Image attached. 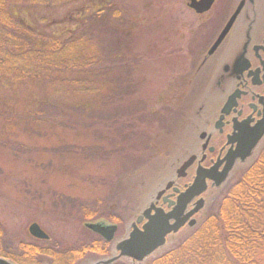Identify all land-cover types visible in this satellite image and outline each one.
Wrapping results in <instances>:
<instances>
[{
    "label": "rangeland",
    "instance_id": "374dc122",
    "mask_svg": "<svg viewBox=\"0 0 264 264\" xmlns=\"http://www.w3.org/2000/svg\"><path fill=\"white\" fill-rule=\"evenodd\" d=\"M2 1V13L40 37L64 40L73 33L75 40L78 32L93 38L87 46L95 50L79 84L76 76L57 73L0 84L2 247L35 243L29 227L38 223L50 237L47 246L70 251L88 239L86 224L105 221L119 227L113 258L137 217L158 191L179 180L180 165L199 150V110L204 106L212 116L217 103L210 73L198 71L193 59L209 29L199 31L207 26L199 27L189 0ZM263 148L264 141L227 184L209 188L197 223ZM97 206L104 218L85 221V209ZM188 229L170 236L150 258ZM100 260L107 259L78 264Z\"/></svg>",
    "mask_w": 264,
    "mask_h": 264
},
{
    "label": "trees",
    "instance_id": "16d2710c",
    "mask_svg": "<svg viewBox=\"0 0 264 264\" xmlns=\"http://www.w3.org/2000/svg\"><path fill=\"white\" fill-rule=\"evenodd\" d=\"M107 8L108 3L103 11ZM2 14L0 84L52 77L56 73L76 76L75 82L81 83L77 76L85 75L92 67L88 59L95 50L87 46L93 41L91 36L84 38L77 32L75 40L71 39L73 33L64 40L40 37L29 25L7 17L5 11ZM234 181L196 227L188 229L176 244L143 264H264V150ZM99 209L97 206L96 213L85 209V221L104 218ZM111 222L118 224L120 220L112 217ZM88 234L86 241L70 251L37 240L4 251L0 242V257L16 264H78L90 257L110 258L112 243L91 232ZM3 237L0 230V239ZM112 264L127 263L122 259Z\"/></svg>",
    "mask_w": 264,
    "mask_h": 264
},
{
    "label": "flooded vegetation",
    "instance_id": "af4514ba",
    "mask_svg": "<svg viewBox=\"0 0 264 264\" xmlns=\"http://www.w3.org/2000/svg\"><path fill=\"white\" fill-rule=\"evenodd\" d=\"M188 9L194 14L199 27L207 26L206 29H199L200 32L209 29L208 36L196 50L193 59L196 58L198 71L210 73L212 96L217 103L211 111L212 116H208L209 111L204 106L199 110L198 117L204 114L199 130L196 131L199 150L192 152L179 169L192 158L193 164L181 177L178 169L179 180L170 181L158 191L146 208L153 206L152 213L156 209L171 212L180 195L193 185L199 171L222 174L232 159L231 155L238 149L239 139L258 135L264 129V0H214L212 8L204 14ZM237 12L230 30L216 46ZM263 141L264 136L250 156L234 160L223 184L217 186L215 180L207 179L206 192L211 187L219 189L227 184L236 168L246 165ZM187 177H190L189 183L179 182ZM170 183L172 185L167 189ZM205 193L188 205L185 214L193 211L201 198L204 199V207L195 218L204 211Z\"/></svg>",
    "mask_w": 264,
    "mask_h": 264
},
{
    "label": "water",
    "instance_id": "95a60500",
    "mask_svg": "<svg viewBox=\"0 0 264 264\" xmlns=\"http://www.w3.org/2000/svg\"><path fill=\"white\" fill-rule=\"evenodd\" d=\"M189 7L195 10L198 14L208 12L213 4L214 0H189ZM240 8L238 9V12ZM237 14L231 19L226 29L220 36L216 43V46L224 39L228 31L230 30ZM264 136V129H262L258 135L250 136L239 139V146L235 153L231 155L232 159L228 166L225 168L222 174H212L210 171H199L198 175L191 187H189L184 193H182L178 199L176 207L169 213H166L162 209H156L155 213H152L153 206L148 208L142 215H140L136 223L132 226V231L129 237L116 244V251L118 255L107 260H100L94 264H112L121 258H128L134 262L142 263L147 258L152 256L161 248L165 247L167 239L172 234H177L187 224L190 227L196 225V220L193 218L204 207V199H200L196 208L185 214L188 205L197 197L201 196L207 190V179L216 181V185L220 186L226 180L231 165L238 157L246 158L250 156L253 150L256 148L260 140ZM193 164V158L188 160L179 170V176L185 175V171ZM170 183L167 189L170 188ZM164 193L161 192L159 197ZM146 221L142 228L138 226ZM87 229L91 232L99 235L107 242H113L116 237L117 227L115 225H104L102 223H88ZM30 235L41 241H49V235L40 227L38 223H33L29 227ZM0 264H14L11 261L0 258Z\"/></svg>",
    "mask_w": 264,
    "mask_h": 264
}]
</instances>
